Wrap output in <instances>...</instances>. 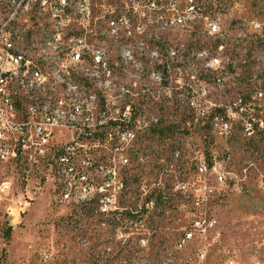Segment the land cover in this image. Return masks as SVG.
I'll return each mask as SVG.
<instances>
[{
    "label": "rangeland",
    "instance_id": "rangeland-1",
    "mask_svg": "<svg viewBox=\"0 0 264 264\" xmlns=\"http://www.w3.org/2000/svg\"><path fill=\"white\" fill-rule=\"evenodd\" d=\"M188 1L158 0L164 21L154 15L134 19V29H140L134 40L147 39L162 46L150 44V50L129 49L132 58L140 59L136 60V69L130 67L131 56L119 58L122 72L115 70L118 73L115 96L126 100V105H134V98L128 97L137 96L136 85L143 86L144 111L153 114L154 91L161 89V81L153 73L162 74L165 81L163 54L180 50L175 52V59L180 60L185 50L186 55H193V48L187 45L195 43L194 59L198 60L195 70L205 63L197 56L203 50L218 56L226 68L230 64L234 69L233 73L227 69L232 90L225 97L214 96L211 100L233 105L242 90L249 97L243 118L264 121V95L261 102L250 98L256 90H264V0H196L212 9L210 16L219 24V36L209 35L200 16L195 19L186 16L182 24H166L176 12L186 11ZM107 3L123 8L130 0H94L96 8ZM219 37L224 48L214 51ZM129 50L119 48L120 53L127 54ZM154 50L159 51V58L146 67L144 74L139 69H143V63L153 62ZM144 53L149 57L142 56ZM185 66H192V57H185ZM238 77L243 81L237 93L234 85L239 82ZM170 78L174 84L187 79L184 72L172 73L167 78L169 84ZM201 86L219 91V82L211 74H204ZM123 89L125 93H119ZM258 103L263 105L262 109L256 108ZM171 112L166 111V117L178 121L183 128L184 109L175 116ZM136 135L139 141L134 144L139 145L135 149L139 147L142 151L146 145L144 134ZM261 137L256 133L255 141L249 143L245 133L238 129L230 134L193 130L188 135L170 136L147 132L150 154L139 157L133 168L127 166L128 171L121 170L127 186L121 197L124 207L131 201L133 210H138V205L146 200L138 191L140 186L149 189L152 200L145 216L133 218L126 214L102 218L93 210L88 213L59 203L42 170L37 175L25 176L10 166L7 178L13 181L14 188L8 197L0 198V264H264V137L260 140ZM174 139L179 143L176 149L181 155L171 161V150L160 148L162 141L168 145ZM159 151L163 152L162 157ZM203 154L210 168L200 173L197 159ZM219 174L225 175L222 181ZM176 177L187 190H174ZM204 221L214 225L202 232L206 227ZM197 223L200 225L195 227ZM184 229H192L194 235L181 244Z\"/></svg>",
    "mask_w": 264,
    "mask_h": 264
},
{
    "label": "built area",
    "instance_id": "built-area-1",
    "mask_svg": "<svg viewBox=\"0 0 264 264\" xmlns=\"http://www.w3.org/2000/svg\"><path fill=\"white\" fill-rule=\"evenodd\" d=\"M4 6H11L14 18L11 19V26L0 29L1 199L8 197L14 188L13 181L7 178L10 166H14L18 173L25 176L37 175L42 170L50 180V189L59 203L76 209H91L94 213H102V218L113 217V209H120V213L137 214L152 202L149 200V189L146 186L139 187L140 195L146 196V200L138 205V210H133L131 201L129 206L124 207L121 197L127 191V186L121 178V170L128 171L125 168H133L137 157L150 154L151 147L146 140V133L152 128H172L174 133L203 129L224 134L238 129L245 133L247 140H253L256 133H264V121L243 118L246 110L244 105L249 97L244 96L242 90L233 105H223L211 100L214 96L225 97L232 90L227 69L231 73L234 69L230 64L226 68L223 61L212 52L197 48L209 55V63H204L198 71L195 70V64L198 63L194 59L195 43L187 45L188 48H193V55H186L185 50L180 60L175 59V52L180 50L173 49V54H163L164 64L161 67L165 68V81H161V89L154 91V103L151 105L153 114H146L144 111L143 86L136 85L137 96L128 97L134 98V105H126V100H118L117 94L104 99L96 112H90L79 119L78 126L54 128V119L57 118L53 114H47L45 109V100L53 97H50V87L42 73L40 45L49 44L60 52H69V63L62 64L61 67L66 68L69 87L78 89L95 80L82 75V67H98L109 73L111 70L122 72L120 55H113V48L125 44L149 50L150 44L162 46L160 42H150L147 39L134 40V35L140 33V29H134V19H146L154 15L160 16L159 20L164 21V16L161 15L163 7L158 0H130L123 8L111 3L103 8H96L94 0H5L0 3V10H4ZM38 8L49 11V18L55 23V32L44 31L43 18L38 15ZM211 12L212 9L205 11L196 0H189L186 11L176 12L166 23L182 24L186 22V16H200L209 35L219 36L220 27L216 19L210 16ZM64 32H71L73 42H66ZM25 44H32L33 48H37L38 58L25 56ZM224 45L223 39L219 37L214 51L218 48L222 50ZM93 47H105V54L89 56V49ZM185 57H192V66H185ZM136 60H140L138 56L130 60L132 69H136ZM152 65L154 62L143 63V69L139 70L146 74V67ZM182 72L187 77L184 83L174 84L171 78V85L167 82L172 73L176 75ZM204 74H211L219 82V91L205 90L201 86ZM31 76L41 77L43 87H39V90L28 88V78ZM238 80L234 85L237 93L243 81L239 77ZM256 91L255 96L250 98L261 102L264 90ZM119 93H125V89ZM58 103L64 106L65 117L66 112L78 109V105L67 99L58 100ZM262 107L258 103L256 108ZM169 109L173 116L182 113L184 109L186 115L183 119L186 125L183 128L178 121L166 117ZM135 134H144L146 145L142 151L139 147L135 149L139 145L134 144ZM172 144V148H179L175 139ZM126 148L129 156H126ZM165 148L167 149H160ZM162 153L159 151L161 157ZM180 155L179 151V155H173V159L169 157V160ZM208 167L210 165L203 154L201 159H197V169L200 173L207 172ZM177 170L180 171V166ZM224 177V174H219L220 181ZM173 188L176 192L187 190L177 177ZM204 224L206 227L202 232L214 225L208 221H204ZM199 225L197 223L195 227ZM191 230L184 229L181 244L193 237Z\"/></svg>",
    "mask_w": 264,
    "mask_h": 264
},
{
    "label": "bare ground",
    "instance_id": "bare-ground-1",
    "mask_svg": "<svg viewBox=\"0 0 264 264\" xmlns=\"http://www.w3.org/2000/svg\"><path fill=\"white\" fill-rule=\"evenodd\" d=\"M4 2L5 0H0V3ZM69 2H77V0H69ZM38 15L43 18L42 27L44 28V31L55 32V23L49 18V11H46V8H38ZM192 17L194 19L196 18V16ZM12 18H14V10H11V6H4V10H0V29L11 26ZM64 39H66V42H73V35H71V32H64ZM119 48H127L129 50L133 47L132 44H125L120 45ZM119 48H113V55H120L119 58H127L128 56H131L132 58L130 52L132 50H129L126 54L124 51L120 53ZM98 54H105V47H93V49H89V56H98ZM171 54H173V52H171ZM25 56L38 58L37 48H33L32 44H25ZM142 56H145L146 58L149 57V55L145 53L142 54ZM197 56L205 63H209V55L205 52H201ZM39 57L43 61L42 73L45 74L46 84L50 87V97H53L49 98V100H45V109H47V114H53L55 118H57L54 119V128L68 129L78 126L79 119H83L86 115L90 114V112H96L98 106H101L104 103V99L115 96L117 87L116 78L118 77V73L115 72V70H111L109 73L106 72V69H100L98 67H82V75H85V77H91L95 80L87 83L81 88L75 89L69 87V77L66 68L61 67L62 64L69 63V52H60L58 51V48L51 47L49 44H41L39 47ZM155 58H159V51L157 50H154L152 53L153 62L155 61ZM161 61L158 62L161 63ZM153 75L158 80L163 81L162 74L153 73ZM39 87H43V79H41V77L31 76L28 78V88L31 90H39ZM203 88L207 90L206 87ZM65 99L78 105V109L66 112V117L64 106L58 103V100ZM137 141H139V137L135 134L134 143ZM162 147L164 146L162 145ZM172 155H179L178 149L172 148ZM138 160L139 157H137V161ZM147 208L148 207H146V209ZM145 210L135 214L129 212L120 213V209H113V216L122 213H127L129 218H133L139 214H144L142 216H145ZM100 214L102 215V213Z\"/></svg>",
    "mask_w": 264,
    "mask_h": 264
},
{
    "label": "trees",
    "instance_id": "trees-1",
    "mask_svg": "<svg viewBox=\"0 0 264 264\" xmlns=\"http://www.w3.org/2000/svg\"><path fill=\"white\" fill-rule=\"evenodd\" d=\"M201 6L205 9V11H208L209 9H210V6L207 4H201ZM201 131H203V129L201 130ZM204 131H206V130H204ZM208 131V130H207ZM174 130L172 129V128H167V127H165L164 129H160L159 127H155V128H152L151 130H150V135L151 134H158V135H166V136H170V135H173L174 134ZM182 134H189L190 133V131H187V130H183L182 132H181ZM262 135V137L260 138V140L264 137V135L263 134H261ZM207 137V136H206ZM150 139H151V136H150ZM168 139V138H167ZM249 143H253L255 140L253 139V140H247ZM162 145L165 147H170V149L174 146V144H169V145H166L165 144V142L164 141H162ZM159 153V152H158ZM149 200H151L150 199V197H149ZM79 210H83V211H87L88 213H90V212H92V210L91 209H87V208H82V209H79ZM123 214H125V213H122V214H119V215H123ZM119 215H115V216H113V217H118ZM126 215L127 216H129L127 213H126Z\"/></svg>",
    "mask_w": 264,
    "mask_h": 264
}]
</instances>
